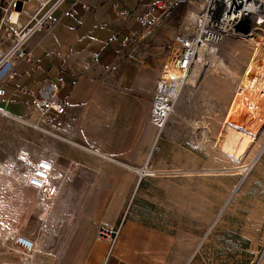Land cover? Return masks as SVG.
Masks as SVG:
<instances>
[{
	"label": "rangeland",
	"instance_id": "obj_1",
	"mask_svg": "<svg viewBox=\"0 0 264 264\" xmlns=\"http://www.w3.org/2000/svg\"><path fill=\"white\" fill-rule=\"evenodd\" d=\"M179 2L185 9L175 21L171 15ZM35 8L31 2L25 11L32 14ZM186 12L185 0L176 2L145 39L125 51L147 65L152 97ZM257 40L264 44V39ZM256 49L245 39L227 38L214 55L206 54L204 72L194 86H182L169 102L170 112L158 131L151 126L148 104L147 125L150 120L155 132L145 164L149 171L140 180L137 176L124 217L156 230L152 244L160 261L154 264H264V104L258 115L251 113L244 121H232L229 114ZM193 69L194 65L189 75ZM20 130L31 132V137H19ZM52 140L66 141L14 120L0 131V264H80L97 229L101 204L94 202L96 187L76 170L67 172L69 183L60 187L54 200L44 199L24 180L17 181L22 185L16 183V193L8 196L5 182L11 169L21 178L32 167L18 161L19 152H31L32 159L47 157ZM34 198L51 202V210L40 211L43 206ZM157 231L164 233L165 242L158 241ZM16 233L37 241L35 256L13 244ZM136 264L150 262L138 258Z\"/></svg>",
	"mask_w": 264,
	"mask_h": 264
},
{
	"label": "crops",
	"instance_id": "obj_2",
	"mask_svg": "<svg viewBox=\"0 0 264 264\" xmlns=\"http://www.w3.org/2000/svg\"><path fill=\"white\" fill-rule=\"evenodd\" d=\"M156 1L84 0L73 5V0H66L52 15L53 30L38 33L27 42L30 61L17 65L19 76L14 84L4 87L0 98L1 131L13 117L31 120V94L44 81L63 77L57 99L66 106L61 133L67 141L52 140L45 158L63 175L62 187L69 183L70 169L91 178L97 192L94 202L101 204L97 229L116 225L124 217L137 184L136 170L146 164L154 144L150 120L147 125L152 100L147 65L138 55L123 53L121 43L123 28L135 29V19ZM7 46L6 35L0 30V52ZM18 134L21 138L32 135L26 130ZM16 183L22 185L13 182L8 196L16 193ZM34 199L43 206L40 211L51 210V202ZM97 229L80 264H136L138 258L150 264L160 261L152 244L156 230L124 217L119 237L109 251L107 243L95 242ZM157 232L158 241L165 242L164 233Z\"/></svg>",
	"mask_w": 264,
	"mask_h": 264
},
{
	"label": "built area",
	"instance_id": "obj_3",
	"mask_svg": "<svg viewBox=\"0 0 264 264\" xmlns=\"http://www.w3.org/2000/svg\"><path fill=\"white\" fill-rule=\"evenodd\" d=\"M65 1L0 0V30L5 33L8 45L5 51L0 52V73L4 72L0 82V98L5 94L4 87L14 84L19 76L17 65L21 61H30V55L25 50L27 42L38 33L46 34L53 30L52 15ZM83 1L73 0V5ZM178 1L180 0H157L148 6L143 15L135 19V29L123 28L122 52L125 53L132 44L145 39L146 35L150 34L152 26ZM31 2L36 3V8L32 14H27L25 10ZM185 2L187 4L185 22L174 37L169 57L173 67L178 71L189 73L199 49L203 48L207 55L212 56L224 39H242V36L254 35H258V39H264V0H185ZM14 13L17 15L16 22L11 21ZM64 15L68 16L69 12ZM24 16L27 17L25 21ZM244 29L248 30L247 33H244ZM161 83L162 80L156 82L150 117L155 109ZM63 85L61 75L55 77L53 81H44L38 90L31 94L30 102L35 115L33 120L16 117L12 120L39 129L53 137L65 138L61 133V122L66 113V106L57 99ZM167 116L162 115L157 123L158 127L163 125ZM32 157L33 154L27 151L18 154V161L21 164L28 166L29 163L32 166L30 173L23 176L24 183L46 200H54L59 194L63 175L56 172L52 162L47 158ZM148 171L149 168L145 164L139 167L136 171L138 180ZM123 218L116 225L100 226L95 235V242L107 243L111 251L119 236ZM12 242L23 253L35 251V240L29 236L16 233L12 237Z\"/></svg>",
	"mask_w": 264,
	"mask_h": 264
},
{
	"label": "bare ground",
	"instance_id": "obj_4",
	"mask_svg": "<svg viewBox=\"0 0 264 264\" xmlns=\"http://www.w3.org/2000/svg\"><path fill=\"white\" fill-rule=\"evenodd\" d=\"M11 21H13V22L17 21L16 16L14 14H12V16H11ZM241 38L245 39L246 43L252 44L257 49L254 52L253 56L251 57L245 72L240 77V80L238 83V88L236 89L237 91H236V94H235L234 99H233L232 104H231V108H230L231 112L229 114L233 118H231L230 120L235 121V122H237V120L240 121V119L242 120L245 116H248L251 113H253L254 117H255V114L258 115L257 112L260 110V108L264 104V44L261 43L259 40H257L258 35L248 36V37L242 36ZM205 57H206L205 50L203 48L199 49L197 52V56L195 58V61H194V69L190 75H189V73L185 74V73L175 69L172 65L171 60H169V62H167V65L165 66V68L162 72V75H161L162 83L160 85V89H159V92L157 94V98L155 101V109L152 112V115H151L152 117H150V120L152 123L151 126H154L157 131H158L157 123L159 122L162 115L167 116L168 113L170 112L169 102L173 101L177 98L179 91H180L182 86H184V85H193L194 86L196 84L197 80L199 79V77L201 76V74L204 72V70H205L204 66L206 63ZM212 60L215 61L216 58L212 57ZM219 62H221V61H219ZM213 65L214 64H212V66ZM220 65L221 64H219V67H220ZM222 67H224V66H221V68ZM243 121H244V119H243ZM244 124H245V122H244ZM231 127H229V128L231 129ZM231 130H234V129H231ZM237 130H239V129H237ZM229 132L227 133L228 135H229ZM233 133L235 134V132H233ZM241 134L242 133H240V136H241ZM242 135H244V134H242ZM233 136H231V137L234 138ZM238 136L236 135L235 137L237 138ZM240 136L238 138H240ZM226 137H224V138H226ZM244 137H245V135H244ZM248 138L249 137H247V139ZM228 142H230L229 138H228ZM234 142H235V140H234ZM224 144H226V143H224ZM230 144H232V143H229V145ZM15 181L23 182V177L18 178L17 175L15 174V172L11 169L10 179L5 182V185L7 186V191L12 189L13 182H15ZM28 188H30V187H28ZM30 189L33 190L32 188H30ZM36 248H37V245L35 244V250H36ZM33 256H35V253H33Z\"/></svg>",
	"mask_w": 264,
	"mask_h": 264
},
{
	"label": "trees",
	"instance_id": "obj_5",
	"mask_svg": "<svg viewBox=\"0 0 264 264\" xmlns=\"http://www.w3.org/2000/svg\"><path fill=\"white\" fill-rule=\"evenodd\" d=\"M184 9H185V5H184V3L183 2H179V3H177L176 5H175V7H174V10H175V12L174 13H172V19H174L175 21L177 20H179L180 19V17H181V15L183 14V12H184ZM178 25V24H177Z\"/></svg>",
	"mask_w": 264,
	"mask_h": 264
},
{
	"label": "water",
	"instance_id": "obj_6",
	"mask_svg": "<svg viewBox=\"0 0 264 264\" xmlns=\"http://www.w3.org/2000/svg\"><path fill=\"white\" fill-rule=\"evenodd\" d=\"M259 155H260V154H259ZM259 155H257V158L259 157ZM257 158H256V159H257ZM238 186H239V184L237 185V187H238ZM237 187H236V188H237Z\"/></svg>",
	"mask_w": 264,
	"mask_h": 264
}]
</instances>
